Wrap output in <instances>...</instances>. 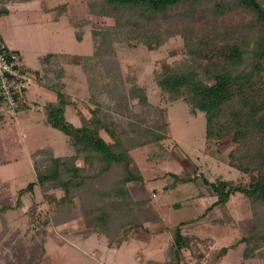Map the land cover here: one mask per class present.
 I'll return each instance as SVG.
<instances>
[{"label":"trees","instance_id":"16d2710c","mask_svg":"<svg viewBox=\"0 0 264 264\" xmlns=\"http://www.w3.org/2000/svg\"><path fill=\"white\" fill-rule=\"evenodd\" d=\"M203 1L213 0H88L90 14L112 19L110 24L93 26L92 53H53L40 58V69L33 71L34 81L55 94V99L47 101L44 107L49 124L68 137V153L55 156L51 146L32 152L35 181L18 189L17 194L21 197L38 185L43 200L56 206L55 212L50 211L52 225L60 226L72 219L71 207L77 199L85 211L91 210L95 216L94 226H100L95 232L102 233L109 246L115 244L118 248L126 240L123 236L133 228H145V223L160 220L152 199H135L128 183L144 182L131 153L147 145H160L167 138L168 125L162 123L166 111L150 105L146 88L138 77L141 68H132L127 73L128 88L117 83L115 75L120 74V64L116 55L117 48L131 39L159 47L178 35L183 41L181 55L168 67L154 70L155 83L168 101L182 100L191 115L204 114L206 140L231 137L233 147L227 154V163L240 175L234 180L204 179L216 198L204 213L225 205L234 195L247 199L251 207L250 218L238 225L241 238L213 251L211 257L219 259L244 242V259L254 255L264 258V5L257 0H217L210 9L202 7L196 13L195 5H202ZM45 9L51 11L54 21L67 14L65 3ZM239 12V19L226 21V16ZM69 19L75 37L81 40L83 30L76 28L90 20L80 23ZM217 19L223 20L218 26ZM67 64L82 68L91 94L83 102V110H77L84 117L80 126L64 117L67 106L77 105L64 91ZM102 95L101 100L96 98ZM134 100L147 111H153L151 121L133 113ZM125 122L127 126L123 125ZM241 176H247V182ZM179 179L192 178L182 175ZM48 183L63 194L49 198L44 188ZM19 197L17 205L22 204ZM10 207L12 204L4 205L0 200V238L8 230L4 213ZM110 220L116 226L113 228L116 240L103 227ZM211 223L235 225L230 217ZM183 225L184 221L168 228L169 262L149 258L144 264H180L182 251L196 248L197 243L208 249L209 239L184 234Z\"/></svg>","mask_w":264,"mask_h":264},{"label":"rangeland","instance_id":"374dc122","mask_svg":"<svg viewBox=\"0 0 264 264\" xmlns=\"http://www.w3.org/2000/svg\"><path fill=\"white\" fill-rule=\"evenodd\" d=\"M87 1L0 0V8L6 4L0 12V35L8 48L20 51L25 66L32 72L40 69L41 57L53 53L90 54L93 50V26L110 24L112 19L90 14ZM216 1L195 5L196 13L202 7L210 9ZM257 1L264 5V0ZM62 3L67 4V14L52 20L51 11L45 7L52 8ZM240 14H230L226 16V21L239 19ZM69 18L80 20V23L84 19L90 20V23L76 28L83 30L81 40L75 37ZM208 22L211 23L210 20ZM222 22V19H217L215 25ZM128 43L131 44L127 46ZM182 50L183 41L178 35L159 47L139 44L131 39L117 48L120 74L115 75V80L120 86L123 84L124 88H128L127 73L132 68H141L138 77L146 88L150 105L161 106L166 111L162 123L168 125L167 138L160 145H147L131 153L144 177V182L139 185L144 184L150 192L145 199H152L161 219L152 222L150 227L133 228L123 236L126 240L118 248L115 244L109 246L107 238L95 232L100 227L94 226L95 216L91 210L85 211L77 199L71 207L72 219L54 226L50 223V214L53 210L55 212L56 206L52 207L43 200L38 185L21 197L17 194L18 189L35 181L34 162L29 158L33 151L51 146L55 156L68 153V137L47 123L41 111L47 101L55 99V94L39 81H34L29 91L28 106L14 109L0 106V186L3 188L0 200L4 205L12 204L4 213L8 230L0 238V264H144L149 258L169 262L171 236L168 228L182 221L185 222L182 226L184 234H195L210 241L208 249L201 243L195 244L196 248L184 249L180 264H264V258L258 255L243 258L244 242L229 249L217 261L211 257L213 251L241 238L238 225L250 218L251 207L247 199L234 195L225 205L204 213L216 199L204 184V179L210 182L216 179L234 180L240 175L227 163V154L233 147L231 137L221 141L206 140L204 114L198 112L195 116L191 115L189 106L182 100L168 101L155 83L154 70L168 67L180 57ZM65 69L64 91L77 105L67 106L64 117L69 123L80 126L84 117L77 110H83V102L89 100L91 94L80 66L67 64ZM103 97L96 96L98 100ZM104 99L107 100V96ZM132 110L148 121L154 117L153 111H147L135 100ZM123 125L127 126V123ZM27 156L29 160H26ZM182 175L192 179L180 181ZM241 178L246 182L248 180L247 176ZM44 188H47L45 192L49 198L53 194H63L59 189H53L50 183ZM18 197L21 205L16 204ZM227 217L232 218L233 227L211 223L212 220ZM103 227L114 240L117 239L113 234L116 227L114 221H107ZM10 239L11 244H7ZM199 254L203 257L197 259Z\"/></svg>","mask_w":264,"mask_h":264},{"label":"built area","instance_id":"2783aa9c","mask_svg":"<svg viewBox=\"0 0 264 264\" xmlns=\"http://www.w3.org/2000/svg\"><path fill=\"white\" fill-rule=\"evenodd\" d=\"M33 82L34 72L25 66L21 53L8 48L0 35V102L9 109L23 104Z\"/></svg>","mask_w":264,"mask_h":264},{"label":"crops","instance_id":"0c3cea01","mask_svg":"<svg viewBox=\"0 0 264 264\" xmlns=\"http://www.w3.org/2000/svg\"><path fill=\"white\" fill-rule=\"evenodd\" d=\"M22 2H25V1H22ZM5 6H6V4L5 5H3L2 7H4V8H2L1 7V9H0V12L2 11V9H5ZM2 37V36H1ZM19 51V50H18ZM20 52V51H19ZM24 60V59H23ZM32 88V87H31ZM31 90V89H30ZM29 90V91H30ZM28 103H29V92H28V99H27V103L24 105V106H22V107H26V106H28ZM43 105V104H42ZM45 105V104H44ZM4 107H5V105H4ZM6 109H9V108H7V107H5ZM45 109V107L43 106L42 107V109ZM42 112H43V110H41ZM46 111V110H45ZM43 114H44V112H43ZM79 115H81V114H79ZM44 116H45V114H44ZM82 117H83V115H81ZM46 118V117H45ZM47 121V120H46ZM47 123H49L48 121H47ZM34 152V151H33ZM31 155V154H30ZM29 158L31 159V156H29ZM28 159V156H27V158H26V160ZM29 160V159H28ZM32 169H33V172H34V176H35V170H34V163H33V165H32ZM140 183L139 182H130V183H128V188H129V190H130V192H131V194L133 195V197L135 198V199H145V198H147V197H149L148 195H150V192H149V190H148V188H146V186L143 184L142 186H140L139 185ZM139 188V189H138ZM206 192V191H205ZM208 193L206 192L205 193V195H207ZM201 195V194H200ZM2 201V200H1ZM156 206V205H155ZM157 207V206H156ZM158 208V207H157ZM159 210V209H158ZM160 216H161V214H160ZM161 219V218H160ZM153 223L152 222H149L148 224H147V226H145V227H150V225H152ZM166 229V228H165ZM149 230V229H148ZM140 234H145V232L143 233V232H141Z\"/></svg>","mask_w":264,"mask_h":264},{"label":"water","instance_id":"95a60500","mask_svg":"<svg viewBox=\"0 0 264 264\" xmlns=\"http://www.w3.org/2000/svg\"><path fill=\"white\" fill-rule=\"evenodd\" d=\"M42 110H43V112H44V114H45L46 120L49 122V118H48L47 112L45 111L44 108H43Z\"/></svg>","mask_w":264,"mask_h":264}]
</instances>
